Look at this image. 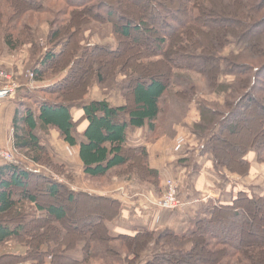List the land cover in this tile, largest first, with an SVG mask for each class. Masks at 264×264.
Listing matches in <instances>:
<instances>
[{"label": "trees", "instance_id": "trees-1", "mask_svg": "<svg viewBox=\"0 0 264 264\" xmlns=\"http://www.w3.org/2000/svg\"><path fill=\"white\" fill-rule=\"evenodd\" d=\"M1 1L0 42L10 51L23 42L20 38L15 42L14 35L21 36L19 25L30 18L28 14H53L49 5L63 3L45 22L51 51L34 71L40 82L51 69L70 67L69 75L42 91H57L65 102L34 98V108L21 100L14 119L15 148L25 152L33 165L46 164V157L51 166L64 169L52 161L39 136L54 129L65 144L80 147L85 177L110 179L113 172L121 177L133 173L157 185L159 173L150 168L147 149L129 148L128 131L147 127L149 142L157 141L169 127L164 115L168 99L190 104L199 94L198 120L191 133L201 153L213 156L223 180L254 174L252 162L264 164V0ZM60 16L69 19L61 21ZM94 22L112 25L117 50L81 46L84 26ZM25 27L35 30L30 24ZM34 33L32 41L41 35ZM141 35L159 46L143 47ZM128 40L141 47L139 52L121 51ZM232 45L238 47L236 52L230 50ZM81 63L94 73L79 70ZM120 76L127 78L121 86L125 105L84 102L94 80L104 88ZM222 76L229 78L224 84L219 83ZM20 95L27 100L33 97L28 89ZM82 102L84 117L75 121L72 109ZM84 121L88 126L79 135ZM239 135L240 140L228 145ZM43 181L51 183L44 190ZM62 202L83 209L81 219L87 229L64 226L70 217ZM120 216L117 201L76 192L32 166L0 162V248L9 242L27 247L25 256H0V264H63V260L87 264L96 251L119 257L108 247L103 252L100 245L108 243L121 244L124 264H135L145 253H151L145 264H264V195L244 188L231 204L208 205L185 235L168 229L112 233L109 223ZM73 243L85 245L81 262L65 256Z\"/></svg>", "mask_w": 264, "mask_h": 264}, {"label": "crops", "instance_id": "crops-1", "mask_svg": "<svg viewBox=\"0 0 264 264\" xmlns=\"http://www.w3.org/2000/svg\"><path fill=\"white\" fill-rule=\"evenodd\" d=\"M116 95V94H115ZM115 101L111 97L107 100L112 106H123L125 101L115 96ZM17 98V96H16ZM7 100L0 108V137L2 142L6 138V129L14 130V119L18 102ZM121 99V100H120ZM93 101V100H92ZM192 110V109H191ZM196 111V108H194ZM194 110L190 113L196 115ZM75 121L84 117V113ZM198 117V116H197ZM198 120V119H197ZM195 118L185 120L183 124H169L168 132L155 142H149L148 128H133L128 131V147L142 148L148 151L149 166L159 173L157 185L140 179L136 174L118 176L112 173L109 179V196L111 200L117 201L121 205V216L118 220L109 223L112 233L135 235L141 230L161 231L172 230L176 234L185 235L195 228L196 218L210 204H231L236 193L241 189L249 190L256 195H264V185L262 192L256 189L259 177H264V164H251L255 168V173L247 177H232L227 181L214 168L213 156L203 155L199 142L191 133V129L196 123ZM88 123L84 121L78 130L79 135L86 130ZM9 141L12 136H9ZM14 147H15V138ZM12 140V141H13ZM84 139L80 136L79 142ZM75 150L77 165L83 171L80 160V147H71ZM169 180H174L179 186L180 207L176 210H160L156 207V202L163 196L166 184ZM74 190V189H73ZM76 191V190H75ZM91 193L89 191H81ZM93 194V193H92ZM6 251V250H4ZM27 248L13 246L9 252H2L0 256L13 255L25 256ZM24 264V263H21ZM25 264H34L26 262Z\"/></svg>", "mask_w": 264, "mask_h": 264}, {"label": "rangeland", "instance_id": "rangeland-1", "mask_svg": "<svg viewBox=\"0 0 264 264\" xmlns=\"http://www.w3.org/2000/svg\"><path fill=\"white\" fill-rule=\"evenodd\" d=\"M1 2L2 1L0 0V5H1ZM49 6L50 7L52 6L51 8H52L53 14H28L27 16H30V18L28 17L26 21L25 20L23 21L25 23L22 22L19 25L20 30L22 31V34L20 37L14 35L15 42L18 41L19 38L23 40V42H21V46L19 47V49H17L16 51H10L0 42L1 43L0 45V67L11 72V75H13L14 80L20 86L17 92V98H16L17 102L24 100L28 102L31 106H34V108H35V103H34L35 99H38L40 101L41 100L50 101L53 103L65 102V98H63L62 95H60V93H57V91L53 93H43L42 91L47 90L48 88H51L55 83H57L58 81L62 80L64 77L69 75V72L71 69L70 67L68 68L60 67L54 72L51 71L52 70L51 69L49 72L45 73L44 75L45 79L43 81H40V82L36 81L34 70L39 67L40 63L42 62V57L46 53L51 51L50 47L47 45V42H46V37L49 33L50 28L49 26L46 25L45 22H47V20L52 19L51 16L56 14V11H58L59 9L63 7V3L59 2L57 4H51ZM120 10H121V7H120ZM9 13L12 14L13 12L9 10ZM131 14L132 13H130V16ZM32 18H35V19H32ZM58 18L61 21L63 20L67 21L69 19L68 17H64V16H60ZM25 24L26 25L30 24L31 26L34 27L35 30L32 31L30 28L26 29V27L24 29ZM31 32L34 35H35L34 32L36 33L38 32L39 35L40 34L41 35L38 37L37 40L32 41V39L30 38ZM38 33L36 35H38ZM81 36H82L81 46L87 50L93 49L97 46H107L112 50H117L118 45H119L117 37L113 34V28L111 24H101V23L94 22L89 25H85ZM139 38L141 40V45L143 47H147L149 49L151 48L153 50L159 46V44L156 41L154 40L151 41L147 39V36L141 35ZM126 47L128 48V50ZM140 48L141 47L137 45L134 47L131 41L128 40V41L123 42V46L121 48L123 50L121 51H128V53L132 55L136 52H139L137 50ZM230 50H233L236 52L238 50V47L236 45H232L230 46ZM101 66L108 67L109 65L102 64ZM77 68L85 72L87 71V74L89 75L90 74L92 75L94 73L93 70L89 72L86 63H83V64L81 63L77 65ZM32 73L34 74V77H31ZM126 79H127L126 77L120 76L116 79V81L115 80L109 81L107 86L104 88L100 86L97 80H94L92 82V85L89 89V92L84 102L98 100V99H108L109 100V97H111L112 100L115 101L116 99H118L115 97L116 95H118L119 98L121 96V99L125 101L121 86L122 84L126 82ZM227 79L229 78L222 76L219 80V83L224 84L226 83ZM29 85H33V87H30ZM26 89L30 90L31 96H33L30 100L23 99L22 96L20 95L21 92H23V90H26ZM200 99H201L200 94L196 95L192 99L190 104L180 103L175 100H172L171 98L168 99V102L165 105L167 112L166 114H164L166 115L168 124L171 123V124L179 125V124H183L185 120H189L193 118L197 120L198 119L197 117L198 116V102ZM131 100H132V97H131ZM84 102L77 103L76 106L72 109L73 114L75 115L76 118H78L80 115L84 113V110H83ZM194 108H196V111L194 110ZM191 109L194 110L196 115H192L191 117H189L190 113L192 112ZM81 125L79 126L78 130L80 129ZM6 130L7 132L5 136L6 135L7 136L5 139H3L4 142H2L1 137H0V147L7 151L11 150L15 156V160L17 164L19 165L24 164L26 166H32V168L43 172V174L48 176L51 181L56 180L58 182H63L66 185L70 186L72 189L76 190V192L89 191L99 196L103 194L109 196V176L101 178V179H89L85 177L82 169L78 167L77 165L78 162H77V158L75 157V150L70 149L67 146V144H65V142L61 138L58 131L54 129H49L47 132L39 133V136L41 138V143L46 147L47 152L50 158L52 159V161L55 164L57 163L59 165H62L64 169L55 168L53 165L51 166V164H49V162L47 161L46 157H45V160H46L45 162L48 165H46L45 163H43L42 166L33 165L31 162V159L27 156L25 152L24 153L20 152L14 147L13 138H15V134H13L12 129H6ZM242 135H244V133H242ZM242 135L233 137L230 143L228 142V145H230L231 143H232L231 145H233V142H235V140H238V139L240 140L242 138ZM9 136H12L13 141L12 140L9 141L8 139ZM261 176H262V180H260L261 178L259 177L257 181L258 183L256 185V189L258 190V193L262 192L263 190L262 185H264V177L263 175ZM43 182H44L43 187L41 188L42 190H44L45 187L47 188L48 186H50L48 184H51L50 181H46V182L43 181ZM34 185L35 183L32 184V187H35ZM44 197H47V196H44ZM81 203L82 201H78V204H81ZM60 205L68 209V213L70 217V219L64 224L65 227L70 228V226L72 225H77L79 226V228H82V229L87 227V226H83L84 223L82 222L81 215L84 212H83V209L78 207L77 203L75 205H71L68 202H62ZM95 230L100 232L99 228ZM97 237L100 238L101 234L99 233ZM74 243L70 245L71 249H69L65 253V256H68L73 260H77L81 262L84 259V246L85 245L84 243H79V244H74ZM12 245L27 248L26 246L22 244H17L16 242H9L6 245H4L2 248H0V250L2 252H9L10 250H12ZM100 246L103 252H105V248L107 247H108L107 249H113L117 253L119 252L120 253L118 254L119 257H117L116 255L109 256L108 254H104V253H100L99 251H96L93 254L94 256L93 259L90 260V262L87 264H124L125 254H124L123 247L121 246L120 243H111V244L108 243V244H103V245L101 244ZM150 254L151 253L149 254L145 253L141 257V259L138 260L135 264H145L146 261L150 259L149 257ZM49 260H51V258ZM62 262L63 264L67 263L65 260H63ZM82 264H86V263L83 262Z\"/></svg>", "mask_w": 264, "mask_h": 264}, {"label": "built area", "instance_id": "built-area-1", "mask_svg": "<svg viewBox=\"0 0 264 264\" xmlns=\"http://www.w3.org/2000/svg\"><path fill=\"white\" fill-rule=\"evenodd\" d=\"M34 77V74H31ZM33 87V85H29ZM19 84L10 72L0 67V108L2 103L7 100H14L17 96ZM14 134V132H13ZM0 161L6 163H17L13 152L4 150L0 147ZM179 186L174 180H169L166 184L163 196L156 202V207L160 210H176L180 207Z\"/></svg>", "mask_w": 264, "mask_h": 264}]
</instances>
